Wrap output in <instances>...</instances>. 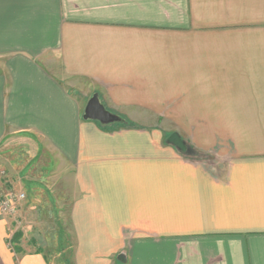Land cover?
Here are the masks:
<instances>
[{"label": "crops", "instance_id": "crops-1", "mask_svg": "<svg viewBox=\"0 0 264 264\" xmlns=\"http://www.w3.org/2000/svg\"><path fill=\"white\" fill-rule=\"evenodd\" d=\"M9 133L73 186L69 264H264V0H0ZM1 214L0 264H49Z\"/></svg>", "mask_w": 264, "mask_h": 264}, {"label": "rangeland", "instance_id": "rangeland-1", "mask_svg": "<svg viewBox=\"0 0 264 264\" xmlns=\"http://www.w3.org/2000/svg\"><path fill=\"white\" fill-rule=\"evenodd\" d=\"M123 123L127 124V122L121 124ZM12 135L10 133L6 135L0 144V205L12 200L16 206V212L13 214L1 212L10 226L9 245L20 254L24 252L23 246L44 253L49 264H65L64 259L68 256L69 264L72 262L73 186L64 182L50 184L35 181L34 176L52 177L53 171L43 169L42 164L37 165L40 170L38 168L34 170L33 164H28L27 141L23 140L26 138L17 139ZM172 135L165 136L167 145L172 146L168 143ZM182 140L187 146V152L178 151L173 146L181 157L209 166L215 163L211 155H198L186 140L183 138ZM215 167L222 172L226 170L223 166ZM22 195L24 198L19 199ZM65 246L67 249L63 252Z\"/></svg>", "mask_w": 264, "mask_h": 264}, {"label": "water", "instance_id": "water-1", "mask_svg": "<svg viewBox=\"0 0 264 264\" xmlns=\"http://www.w3.org/2000/svg\"><path fill=\"white\" fill-rule=\"evenodd\" d=\"M83 120L98 122L103 127L120 124L123 121L116 115H113L105 109L97 95H94L85 110ZM168 143L174 146L178 151L187 152V146L178 134H173Z\"/></svg>", "mask_w": 264, "mask_h": 264}, {"label": "built area", "instance_id": "built-area-1", "mask_svg": "<svg viewBox=\"0 0 264 264\" xmlns=\"http://www.w3.org/2000/svg\"><path fill=\"white\" fill-rule=\"evenodd\" d=\"M20 198L23 199L24 196L22 195L19 197V199ZM0 210H1V212L5 213V214H13L14 212H16V206L12 200L6 201L4 203H1Z\"/></svg>", "mask_w": 264, "mask_h": 264}, {"label": "trees", "instance_id": "trees-1", "mask_svg": "<svg viewBox=\"0 0 264 264\" xmlns=\"http://www.w3.org/2000/svg\"><path fill=\"white\" fill-rule=\"evenodd\" d=\"M198 155H200V153H198Z\"/></svg>", "mask_w": 264, "mask_h": 264}]
</instances>
